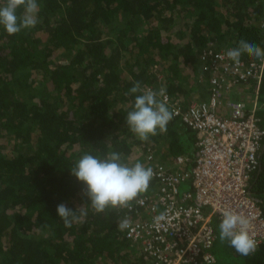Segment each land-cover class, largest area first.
I'll return each mask as SVG.
<instances>
[{"label": "trees", "instance_id": "1", "mask_svg": "<svg viewBox=\"0 0 264 264\" xmlns=\"http://www.w3.org/2000/svg\"><path fill=\"white\" fill-rule=\"evenodd\" d=\"M37 3L35 27L9 36L0 26V264H150L117 227L118 220L146 217L135 201L99 214L87 207L64 226L59 204L76 210L88 203L70 169L84 154L103 159L113 152L128 166L168 171L182 156L190 168L196 136L182 116L141 141L126 124L135 98L126 93L140 81L183 112L204 101L200 51L235 48L241 39L264 48V0ZM245 85V95L254 96L253 82ZM258 100L264 103V72ZM259 168L251 190L264 214V153ZM160 186L152 179L138 198L154 200ZM230 248L213 253L235 264H264V243L249 256Z\"/></svg>", "mask_w": 264, "mask_h": 264}, {"label": "built area", "instance_id": "2", "mask_svg": "<svg viewBox=\"0 0 264 264\" xmlns=\"http://www.w3.org/2000/svg\"><path fill=\"white\" fill-rule=\"evenodd\" d=\"M261 26L264 29V22ZM226 52L208 47L198 55L199 70L207 77L204 101L189 103L183 112L163 91L159 95L173 117L182 116L196 134V151L190 168L189 159L179 156L174 158L173 170L153 169L152 179L160 183V191L151 201L138 198L142 203L136 204L146 217L130 221L124 229L125 237L140 244L150 264H217L213 249L219 233L215 226L225 211L245 216L250 221V236L258 246L264 243V214L251 190L264 149V124L258 115L264 108L258 100L264 59L244 62L240 58L237 65ZM250 82L255 85L250 107L227 97ZM183 182L189 188L180 194ZM161 213L165 219L157 222Z\"/></svg>", "mask_w": 264, "mask_h": 264}, {"label": "clouds", "instance_id": "3", "mask_svg": "<svg viewBox=\"0 0 264 264\" xmlns=\"http://www.w3.org/2000/svg\"><path fill=\"white\" fill-rule=\"evenodd\" d=\"M21 8L23 12L18 17L17 11ZM38 12L37 0H5L3 6H0V26H3L9 36L18 34L37 25ZM242 54L264 59V48L241 39L237 47L226 52L227 58L237 65ZM126 95L135 97L132 110L127 114L126 124L137 139L147 141L150 136L157 135V130L160 133L166 132L173 113L164 102L157 99L158 95H163L162 91L157 93L151 88L142 87V83L136 81ZM261 118L263 121L264 118ZM70 173L81 183L83 196L88 203L76 210L64 203L57 206V215L66 228L84 217L87 207L99 214L108 208H129L134 201L142 203L138 197L148 190L154 175L151 167H145L139 162L128 166L121 161V155L115 152L103 159L84 154L73 164ZM165 215L161 213L156 217L157 222L164 220ZM249 224L250 221L242 214L225 211L218 226L219 240L222 243L227 241L238 254L249 256L258 247L256 240L249 234ZM117 227L120 230L127 229L128 218L118 220Z\"/></svg>", "mask_w": 264, "mask_h": 264}, {"label": "crops", "instance_id": "4", "mask_svg": "<svg viewBox=\"0 0 264 264\" xmlns=\"http://www.w3.org/2000/svg\"><path fill=\"white\" fill-rule=\"evenodd\" d=\"M251 94V93H250ZM235 95H237L236 97H235ZM252 95V94H251ZM251 95H245V93L243 92V89H241V90H239V88H237V89H235L233 92H230L229 94H228V98H233V99H235V100H242V101H245V103L247 104V106H249V103L250 104H252V97H253V95L251 96ZM205 97H207V94H206V96ZM244 98H246V100H243ZM205 100V99H204ZM224 115H226V113H223ZM260 115H261V117H263L264 118V108H262L261 109V112H260ZM195 136H196V134H195ZM196 142V141H195ZM194 148H195V151H196V147H195V143H194ZM194 151V152H195ZM264 153V149H263V152H262V154ZM188 187H186L185 189H187ZM218 227V226H217ZM263 244V243H262ZM261 245V244H260ZM259 247V246H258ZM219 250H221L222 251V254H225V253H228L229 251H232V249L230 248V246L228 245V242L227 241H225V242H221L220 240H219V237H218V241H216V243H215V245H214V249H213V251H219ZM215 255H216V262H217V264H235L234 262H232L231 260H229V259H222V257H221V259H220V257H219V255H218V253L216 254V253H214Z\"/></svg>", "mask_w": 264, "mask_h": 264}, {"label": "rangeland", "instance_id": "5", "mask_svg": "<svg viewBox=\"0 0 264 264\" xmlns=\"http://www.w3.org/2000/svg\"><path fill=\"white\" fill-rule=\"evenodd\" d=\"M237 88H239V90H241V89H243L244 91L247 89V85H245V86H239V87H237ZM236 88V89H237ZM251 95V94H250ZM237 95H235V97H236ZM243 100H246V98H244ZM251 106V104L249 103V107ZM188 187V186H187ZM185 186L184 185H181L180 186V188H179V193L181 194L183 191H185Z\"/></svg>", "mask_w": 264, "mask_h": 264}]
</instances>
